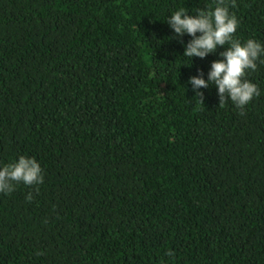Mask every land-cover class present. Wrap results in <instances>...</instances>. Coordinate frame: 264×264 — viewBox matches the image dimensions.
I'll return each mask as SVG.
<instances>
[{
  "label": "trees",
  "instance_id": "obj_1",
  "mask_svg": "<svg viewBox=\"0 0 264 264\" xmlns=\"http://www.w3.org/2000/svg\"><path fill=\"white\" fill-rule=\"evenodd\" d=\"M227 3L264 45V0ZM181 8L215 0H0V168L43 174L0 193V264H264V64L245 115L203 106L226 48L185 57Z\"/></svg>",
  "mask_w": 264,
  "mask_h": 264
},
{
  "label": "clouds",
  "instance_id": "obj_2",
  "mask_svg": "<svg viewBox=\"0 0 264 264\" xmlns=\"http://www.w3.org/2000/svg\"><path fill=\"white\" fill-rule=\"evenodd\" d=\"M231 6L235 7V0H232ZM167 24L177 37H191L184 51V56L191 60L193 57L204 59L215 54L218 47L226 48L220 53L222 58L212 62L207 81L200 73L199 76L190 77L188 83L202 105L203 93L199 89L215 86L219 107L230 99L240 109L239 115H245V107L260 95L257 85L246 77L249 71L257 70V62L264 64V45L253 39L242 44L234 38L239 21L230 12L227 0H215L214 9H197L194 15L181 8L170 15ZM180 42L183 43L182 40ZM21 183L26 186L43 183L42 168L35 158L21 156L17 162L0 168V193H11ZM27 200H32L31 193ZM168 255L173 254L170 252Z\"/></svg>",
  "mask_w": 264,
  "mask_h": 264
}]
</instances>
